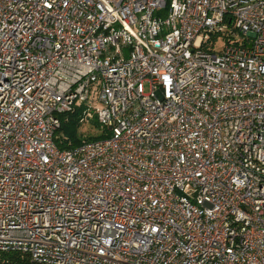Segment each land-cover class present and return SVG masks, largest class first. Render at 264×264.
<instances>
[{"label":"built area","instance_id":"1","mask_svg":"<svg viewBox=\"0 0 264 264\" xmlns=\"http://www.w3.org/2000/svg\"><path fill=\"white\" fill-rule=\"evenodd\" d=\"M6 253L264 264V0H0Z\"/></svg>","mask_w":264,"mask_h":264},{"label":"trees","instance_id":"2","mask_svg":"<svg viewBox=\"0 0 264 264\" xmlns=\"http://www.w3.org/2000/svg\"><path fill=\"white\" fill-rule=\"evenodd\" d=\"M83 106H76L72 111L58 115L60 126L54 135V141L59 148H71L83 141L102 138L107 135V130L100 126L95 116L85 121L93 127V131L82 129ZM4 258L9 264H30L27 257L19 253H6Z\"/></svg>","mask_w":264,"mask_h":264},{"label":"rangeland","instance_id":"3","mask_svg":"<svg viewBox=\"0 0 264 264\" xmlns=\"http://www.w3.org/2000/svg\"><path fill=\"white\" fill-rule=\"evenodd\" d=\"M145 91H148V85H147V83L145 84ZM82 125H83L82 126V129L84 131H87V132L93 131L94 132L93 127L91 125H89V124H86L85 121H84V123Z\"/></svg>","mask_w":264,"mask_h":264}]
</instances>
